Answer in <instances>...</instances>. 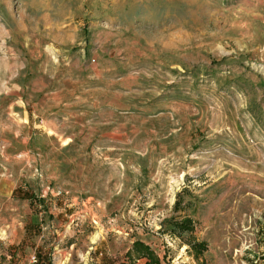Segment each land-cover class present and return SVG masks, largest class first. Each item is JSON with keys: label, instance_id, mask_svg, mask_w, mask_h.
<instances>
[{"label": "rangeland", "instance_id": "374dc122", "mask_svg": "<svg viewBox=\"0 0 264 264\" xmlns=\"http://www.w3.org/2000/svg\"><path fill=\"white\" fill-rule=\"evenodd\" d=\"M242 1L0 0V264H264Z\"/></svg>", "mask_w": 264, "mask_h": 264}, {"label": "crops", "instance_id": "0c3cea01", "mask_svg": "<svg viewBox=\"0 0 264 264\" xmlns=\"http://www.w3.org/2000/svg\"><path fill=\"white\" fill-rule=\"evenodd\" d=\"M243 2L250 3V4H255V5H262V4H260L261 1H259V0H243L242 3Z\"/></svg>", "mask_w": 264, "mask_h": 264}, {"label": "trees", "instance_id": "16d2710c", "mask_svg": "<svg viewBox=\"0 0 264 264\" xmlns=\"http://www.w3.org/2000/svg\"><path fill=\"white\" fill-rule=\"evenodd\" d=\"M137 247H138V248H144L145 251L149 250V248L146 247L145 245H143L142 243H137V244H136V248H137ZM147 252H149V251H147Z\"/></svg>", "mask_w": 264, "mask_h": 264}]
</instances>
